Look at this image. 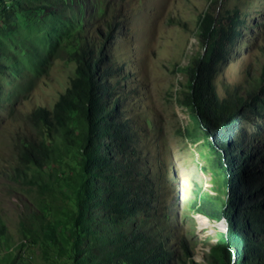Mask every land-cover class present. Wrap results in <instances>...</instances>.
<instances>
[{
    "label": "rangeland",
    "instance_id": "374dc122",
    "mask_svg": "<svg viewBox=\"0 0 264 264\" xmlns=\"http://www.w3.org/2000/svg\"><path fill=\"white\" fill-rule=\"evenodd\" d=\"M207 12L223 20L227 33L229 18L237 21L211 73L214 89L224 97L264 73V0H0V224L7 230L0 236V264L8 263L7 252L14 264H73L66 242L73 195L47 176L60 170L47 168L39 183L14 176L15 145L36 132L32 109L52 107L69 85L77 46L98 40L107 22L118 26L109 53L124 69L112 80L154 189L148 216L138 219L162 231L179 261L186 257L185 244L192 260L204 262L218 231L228 225L191 205L199 193L223 197L225 190L218 188L221 180L202 132L179 99L187 90L182 68L202 51L200 22ZM238 127L264 134V106L245 110ZM40 211L56 223L58 245L22 233L23 220L38 226L34 215Z\"/></svg>",
    "mask_w": 264,
    "mask_h": 264
},
{
    "label": "trees",
    "instance_id": "16d2710c",
    "mask_svg": "<svg viewBox=\"0 0 264 264\" xmlns=\"http://www.w3.org/2000/svg\"><path fill=\"white\" fill-rule=\"evenodd\" d=\"M229 20L227 33L216 13H205L199 32L202 51L182 68L187 90L179 102L202 132L221 180L218 188L225 190L223 197L199 193L191 205L211 221L228 222L204 262L192 260L185 244L180 262L162 231L138 219L148 216L154 189L135 150L122 93L112 80L124 73L109 53L116 23L107 22L98 40L77 46L75 75L53 106L39 105L30 112L36 132L18 138L12 173L35 183L45 181L47 168L60 170L47 176L58 178L74 198L66 238L73 264H264V134L238 127L245 110L264 106V73L224 97L214 89L212 70L236 33L237 21ZM34 217L38 226L23 220L22 233L58 245L56 223L42 211ZM6 235L1 223L0 236ZM6 258L14 264L11 252Z\"/></svg>",
    "mask_w": 264,
    "mask_h": 264
},
{
    "label": "water",
    "instance_id": "95a60500",
    "mask_svg": "<svg viewBox=\"0 0 264 264\" xmlns=\"http://www.w3.org/2000/svg\"><path fill=\"white\" fill-rule=\"evenodd\" d=\"M227 225H228V222H227Z\"/></svg>",
    "mask_w": 264,
    "mask_h": 264
},
{
    "label": "bare ground",
    "instance_id": "6f19581e",
    "mask_svg": "<svg viewBox=\"0 0 264 264\" xmlns=\"http://www.w3.org/2000/svg\"><path fill=\"white\" fill-rule=\"evenodd\" d=\"M206 218V217H205Z\"/></svg>",
    "mask_w": 264,
    "mask_h": 264
}]
</instances>
